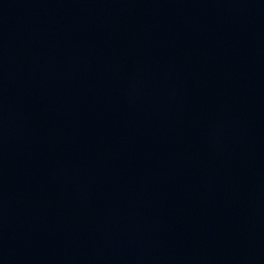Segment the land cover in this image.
I'll list each match as a JSON object with an SVG mask.
<instances>
[{"label":"water","instance_id":"water-1","mask_svg":"<svg viewBox=\"0 0 264 264\" xmlns=\"http://www.w3.org/2000/svg\"><path fill=\"white\" fill-rule=\"evenodd\" d=\"M0 264H264V0H0Z\"/></svg>","mask_w":264,"mask_h":264}]
</instances>
